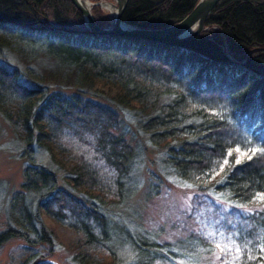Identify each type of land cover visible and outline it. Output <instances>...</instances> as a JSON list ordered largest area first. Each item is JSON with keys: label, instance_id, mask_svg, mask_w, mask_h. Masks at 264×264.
<instances>
[{"label": "trees", "instance_id": "16d2710c", "mask_svg": "<svg viewBox=\"0 0 264 264\" xmlns=\"http://www.w3.org/2000/svg\"><path fill=\"white\" fill-rule=\"evenodd\" d=\"M197 2L129 0L123 20L162 28ZM95 19L110 24L109 16ZM4 51L28 70L0 62V112L24 143L25 158L0 248L20 240L35 250L22 264H42L41 252L57 243L47 216L82 236L76 264H122L105 208L130 193L137 154L118 133L117 107H125L166 149L179 178L253 207L236 227V263L264 264V0H221L206 29L180 42L91 35L71 0H0ZM128 244L124 264H157L166 248L147 236ZM101 250L113 260L95 253Z\"/></svg>", "mask_w": 264, "mask_h": 264}, {"label": "rangeland", "instance_id": "374dc122", "mask_svg": "<svg viewBox=\"0 0 264 264\" xmlns=\"http://www.w3.org/2000/svg\"><path fill=\"white\" fill-rule=\"evenodd\" d=\"M91 1L117 4V0ZM103 4L96 5L92 14L94 18L95 15L109 16L111 25L113 12ZM0 62L28 70L25 62L8 51L0 53ZM31 65L38 73L44 74L39 65ZM117 109L121 120L118 133L132 144L137 155L129 179V195L105 208L115 229L116 259L122 264L130 261L128 242L147 236L151 241L166 245V248L160 246L163 258L158 259L157 264H237L241 251L236 252L239 247L236 227L241 217L253 211V207L212 191H199L179 178L166 164V149L154 145L139 127L140 118L136 111L125 107ZM23 151L24 143L0 112V231L5 229L10 196L23 181ZM37 152L39 162L49 165L47 155L39 149ZM58 174L62 177V173ZM44 220L54 231L57 243L55 249L52 247L50 251L41 252L44 255L42 264H76L72 257L84 249L82 236L50 217L44 216ZM33 252L35 250H26L22 241L12 240L0 248V264H22ZM95 253L107 262L113 260L107 250Z\"/></svg>", "mask_w": 264, "mask_h": 264}, {"label": "water", "instance_id": "95a60500", "mask_svg": "<svg viewBox=\"0 0 264 264\" xmlns=\"http://www.w3.org/2000/svg\"><path fill=\"white\" fill-rule=\"evenodd\" d=\"M83 17L86 32L98 36H126L141 40L180 42L200 34L206 29L209 15L221 0H198L194 8L181 20L162 28H140L124 22L123 16L129 0H117L112 24L102 27L92 14V6L85 0H71Z\"/></svg>", "mask_w": 264, "mask_h": 264}, {"label": "bare ground", "instance_id": "6f19581e", "mask_svg": "<svg viewBox=\"0 0 264 264\" xmlns=\"http://www.w3.org/2000/svg\"><path fill=\"white\" fill-rule=\"evenodd\" d=\"M86 2H88L89 3V6H91L92 4H94L95 2H92L91 0H85ZM104 3V4H103ZM103 3H95L96 5H101V4H103L105 7H107L110 11H112L113 12V14L116 12V8H115V4L114 3H111V2H104L103 1ZM91 4V5H90ZM96 5H94V6H92L93 8L96 6ZM92 8V9H93Z\"/></svg>", "mask_w": 264, "mask_h": 264}, {"label": "snow or ice", "instance_id": "6c2138e0", "mask_svg": "<svg viewBox=\"0 0 264 264\" xmlns=\"http://www.w3.org/2000/svg\"><path fill=\"white\" fill-rule=\"evenodd\" d=\"M237 151H239V150H237ZM249 159H251V157H249ZM238 162H239V161H237V163H238ZM260 199H261V200H264V196L260 197ZM217 247L219 248L220 245L217 244ZM221 251H224V249H221ZM239 251H240V249H239V247H237V248H236V252L239 253ZM237 258H238V257H237Z\"/></svg>", "mask_w": 264, "mask_h": 264}]
</instances>
